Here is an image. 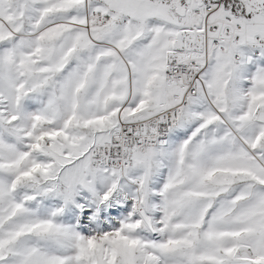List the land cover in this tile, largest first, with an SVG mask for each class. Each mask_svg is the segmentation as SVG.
<instances>
[{"label": "snow or ice", "instance_id": "snow-or-ice-1", "mask_svg": "<svg viewBox=\"0 0 264 264\" xmlns=\"http://www.w3.org/2000/svg\"><path fill=\"white\" fill-rule=\"evenodd\" d=\"M0 264H264V0H0Z\"/></svg>", "mask_w": 264, "mask_h": 264}]
</instances>
